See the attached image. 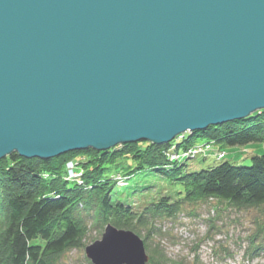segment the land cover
<instances>
[{"label":"water","instance_id":"95a60500","mask_svg":"<svg viewBox=\"0 0 264 264\" xmlns=\"http://www.w3.org/2000/svg\"><path fill=\"white\" fill-rule=\"evenodd\" d=\"M264 110V0H0V160L170 144ZM92 264H148L109 223Z\"/></svg>","mask_w":264,"mask_h":264},{"label":"trees","instance_id":"16d2710c","mask_svg":"<svg viewBox=\"0 0 264 264\" xmlns=\"http://www.w3.org/2000/svg\"><path fill=\"white\" fill-rule=\"evenodd\" d=\"M202 135L228 147L264 148V110L182 136L177 144L173 141L159 146L143 141L105 152L82 151L89 160L79 163L76 169L81 176L77 174L72 182L64 176L68 173L66 167L77 156L75 152L50 160L26 159L13 153L0 160V264H60L64 253L84 245L87 217L97 228L111 223L139 232L152 229L159 219L176 218L185 205L210 199L239 209L264 206V150L253 154L248 165L224 158L195 170H187L183 161L174 162L168 157L173 148ZM113 162L120 169L116 172L121 173L120 180L107 174ZM140 170L165 176L177 172L179 177L173 180H179L183 190L178 198L165 195L143 209L135 208L130 200L119 197L116 187L120 181L130 187L129 180ZM257 227L264 236V223ZM249 241L246 254L251 260L264 252V241ZM150 258L149 264H175L163 252Z\"/></svg>","mask_w":264,"mask_h":264},{"label":"rangeland","instance_id":"374dc122","mask_svg":"<svg viewBox=\"0 0 264 264\" xmlns=\"http://www.w3.org/2000/svg\"><path fill=\"white\" fill-rule=\"evenodd\" d=\"M181 140L176 139L174 143ZM184 145L173 148L168 157L174 162L183 161L181 163L187 164V170H195L209 165L214 159L224 158L248 165L253 154H261L264 150L263 145L224 146L206 135L195 137ZM82 151L75 152L73 155L77 156L66 167L68 173L64 179L68 182L76 179L77 174L81 176L80 170L76 168L89 160ZM119 170L114 164L107 174L120 180L121 173H116ZM178 177L177 172L165 176L151 170H140L129 180L130 187L125 186L128 183L120 181L116 191L122 199L130 200L135 208L143 209L165 195L178 198L179 192L183 190L180 181L173 180ZM183 209V213L176 218L157 220L152 229L134 231L145 242L150 257L152 254L157 257L158 253L163 252L175 264H264V252L251 260L246 254L250 239L264 241V236L257 231V225L264 223V206L239 209L226 202L210 199L195 205H185ZM85 223L88 233L84 245L64 253L59 260L60 264H92L86 256V247L102 239L106 226L102 229L92 226L95 223L88 217ZM38 242L43 244L40 240Z\"/></svg>","mask_w":264,"mask_h":264},{"label":"bare ground","instance_id":"6f19581e","mask_svg":"<svg viewBox=\"0 0 264 264\" xmlns=\"http://www.w3.org/2000/svg\"><path fill=\"white\" fill-rule=\"evenodd\" d=\"M206 131V130H205ZM189 133L188 132H186L183 136H186V135H188ZM191 135V134H190Z\"/></svg>","mask_w":264,"mask_h":264},{"label":"built area","instance_id":"2783aa9c","mask_svg":"<svg viewBox=\"0 0 264 264\" xmlns=\"http://www.w3.org/2000/svg\"><path fill=\"white\" fill-rule=\"evenodd\" d=\"M221 155L223 154V153H220Z\"/></svg>","mask_w":264,"mask_h":264}]
</instances>
